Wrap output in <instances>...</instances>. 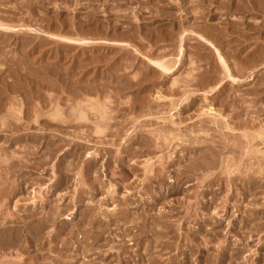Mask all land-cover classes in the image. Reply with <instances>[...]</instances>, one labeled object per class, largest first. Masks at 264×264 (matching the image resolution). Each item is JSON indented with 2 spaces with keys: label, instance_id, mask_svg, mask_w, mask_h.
Returning a JSON list of instances; mask_svg holds the SVG:
<instances>
[{
  "label": "rangeland",
  "instance_id": "rangeland-1",
  "mask_svg": "<svg viewBox=\"0 0 264 264\" xmlns=\"http://www.w3.org/2000/svg\"><path fill=\"white\" fill-rule=\"evenodd\" d=\"M0 25V264H264V0H0Z\"/></svg>",
  "mask_w": 264,
  "mask_h": 264
},
{
  "label": "bare ground",
  "instance_id": "bare-ground-1",
  "mask_svg": "<svg viewBox=\"0 0 264 264\" xmlns=\"http://www.w3.org/2000/svg\"><path fill=\"white\" fill-rule=\"evenodd\" d=\"M179 6V5H178ZM193 9V8H192ZM204 9V8H203ZM194 10V9H193ZM200 10V9H199ZM202 11V10H201ZM199 12V11H198ZM204 12V11H203ZM183 13V12H182ZM190 13V12H189ZM201 13V12H200ZM193 14H195V13H193ZM197 14V13H196ZM199 14V13H198ZM196 16V15H195ZM206 16V15H205ZM209 18V17H208ZM192 26V25H191ZM0 27H3V25H0ZM8 27H10V26H8ZM7 27V29L8 30H11V29H15V28H13V27H11V28H8ZM4 28V27H3ZM17 28V27H16ZM26 28V27H25ZM21 29V28H20ZM81 29V28H80ZM255 29V28H254ZM18 30V29H17ZM34 31V30H33ZM10 32V31H9ZM191 33V32H190ZM186 35V34H185ZM201 36V35H200ZM198 37V36H197ZM202 37V36H201ZM200 37V38H201ZM57 38V37H56ZM182 38V37H181ZM185 38V37H184ZM199 38V37H198ZM58 39V38H57ZM61 39H65V40H67V41H70V42H77V43H86V45H88L89 43H88V41H84V40H75V39H67V38H62L61 37ZM204 39V38H203ZM205 41H207V43H210L211 45H213L212 44V42H210V41H208V39L206 40V39H204ZM180 42V41H179ZM206 43V44H207ZM209 45V44H208ZM179 47V46H178ZM181 48H180V51H179V53L180 52H182V46H180ZM179 50V49H178ZM216 50V52H217V55H218V59L220 60V62H221V64H224V65H226V63H225V60H224V57L221 55V53L219 52V50L218 49H215ZM184 52V51H183ZM182 54V53H181ZM144 56V55H143ZM147 58V60H149L150 61V63L151 64H154L158 69H161L162 70V72H164V73H168V71H170L171 70V68H173L172 66H170L169 65V63H167V62H165L166 60H163V61H159V62H155L153 59H151V58H149V57H146ZM174 65V64H173ZM178 65V64H177ZM191 66V65H190ZM226 67V66H225ZM156 68V69H157ZM228 71V68L226 67V71H225V73ZM228 73V72H227ZM227 76V75H226ZM231 77V76H230ZM186 80V79H185ZM175 81V80H174ZM173 83V82H172ZM176 85V84H175ZM180 86V85H179ZM57 102V101H56ZM56 107H59L58 105L56 106ZM238 111V110H237ZM57 113H59V111L57 110L56 111ZM96 114V113H95ZM55 115H57V114H55ZM104 115V114H103ZM54 116V115H53ZM55 117H58V115L57 116H55ZM105 121V120H104ZM108 121V120H107ZM252 121V120H251ZM107 128V127H106ZM97 132V131H96ZM103 132V131H102ZM264 132V131H263ZM262 136H263V134H262ZM257 137H258V135H257ZM260 137V136H259ZM251 138H252V136H251ZM256 139V138H255ZM240 145V144H239ZM2 193V192H1ZM50 213V212H49ZM48 214V213H47ZM21 221V220H20ZM33 221V220H32ZM38 229V228H37ZM29 231V230H28ZM39 233V232H38ZM99 237V236H98ZM168 244V243H167ZM164 246V245H163ZM163 248V247H162ZM126 249V248H125ZM112 256V255H111ZM145 256V255H144ZM156 259V258H155ZM147 261V260H146ZM113 263V262H112Z\"/></svg>",
  "mask_w": 264,
  "mask_h": 264
}]
</instances>
